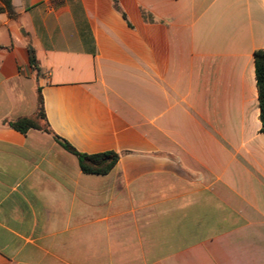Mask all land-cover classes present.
I'll list each match as a JSON object with an SVG mask.
<instances>
[{
    "label": "crops",
    "instance_id": "0c3cea01",
    "mask_svg": "<svg viewBox=\"0 0 264 264\" xmlns=\"http://www.w3.org/2000/svg\"><path fill=\"white\" fill-rule=\"evenodd\" d=\"M115 1L0 13V264H264V0Z\"/></svg>",
    "mask_w": 264,
    "mask_h": 264
},
{
    "label": "trees",
    "instance_id": "16d2710c",
    "mask_svg": "<svg viewBox=\"0 0 264 264\" xmlns=\"http://www.w3.org/2000/svg\"><path fill=\"white\" fill-rule=\"evenodd\" d=\"M113 1L116 5V1ZM0 5V13H6L9 18H13L15 16L11 0H0ZM29 63L32 69L37 71L33 53L29 56ZM254 74L259 109L258 119L261 126L260 133L264 134V50H258L254 53ZM9 126L21 134L33 129L50 135L62 149L77 158L79 168L84 174L106 175L114 168L119 157L122 155L121 153L114 152H105L96 155L80 154L72 148L68 142L54 134L46 122L43 108V98L39 89L36 90V111L34 117L19 118L10 122Z\"/></svg>",
    "mask_w": 264,
    "mask_h": 264
}]
</instances>
